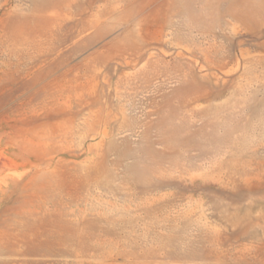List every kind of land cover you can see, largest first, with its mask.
Segmentation results:
<instances>
[{"label":"rangeland","instance_id":"1","mask_svg":"<svg viewBox=\"0 0 264 264\" xmlns=\"http://www.w3.org/2000/svg\"><path fill=\"white\" fill-rule=\"evenodd\" d=\"M0 264H264V0H0Z\"/></svg>","mask_w":264,"mask_h":264}]
</instances>
